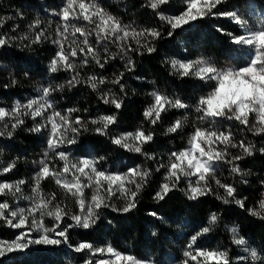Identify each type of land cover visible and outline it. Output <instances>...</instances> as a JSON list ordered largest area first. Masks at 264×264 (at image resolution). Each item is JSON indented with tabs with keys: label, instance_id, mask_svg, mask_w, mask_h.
Segmentation results:
<instances>
[{
	"label": "trees",
	"instance_id": "16d2710c",
	"mask_svg": "<svg viewBox=\"0 0 264 264\" xmlns=\"http://www.w3.org/2000/svg\"><path fill=\"white\" fill-rule=\"evenodd\" d=\"M94 1L120 22L140 30L155 29L159 36L148 35L141 43L121 53L112 47L113 51L103 57L107 59H102L103 68L93 58H86L88 62L79 64L74 75L80 83L73 86L69 84L73 78L71 73L64 70L52 73L49 70L58 50L53 41L57 40V33L62 29L60 14L66 0H0V35L9 38L6 45L0 46V107L12 109L17 101L20 104L28 102L41 94L45 87L63 85L51 92L47 97L49 102L64 109L72 108L85 120L97 113L114 116L115 122L110 128L115 132L140 129L146 135L151 134L153 139L143 147L146 156L166 157L174 149H182L196 128L204 123L200 119L203 112L198 113L196 108L200 98L207 96L215 84L191 75L181 76L170 62L203 54L223 63H240L233 37L241 34V28L226 17L216 16L201 17L173 30L156 9L146 4V0ZM255 9L264 16V0H227L221 11L234 10L248 24ZM37 21L39 24L33 27ZM73 21L80 28L88 26L82 19ZM40 30L44 35L39 42L33 43ZM91 39L95 40L93 35ZM147 47L154 51L148 52ZM97 52L100 53V49ZM129 60L132 62L130 70ZM90 77H96L93 81L97 84L95 89L91 87ZM101 78L104 83H99ZM118 78L120 82L113 83ZM153 93L172 102L179 100L186 107L165 104L159 119L153 124L151 119L155 117L144 115L154 103ZM104 99L109 102L105 103ZM113 99L121 104L119 109L111 103ZM178 120L181 126L175 132H169L168 129ZM34 127L35 124L25 118L14 130L11 128V137L7 133L0 136V169L15 165L4 175L5 179L30 176L32 164L43 155L48 134L42 130L33 131ZM224 130L235 134L239 140L252 137L239 125L225 123ZM108 138L87 139L107 153L113 146ZM255 140L259 142L261 138ZM146 163L148 175L136 193L135 207L127 213L107 211L88 229H71L69 243H109L120 251L139 256L149 254L157 264H184L185 261L187 264H214L203 261L201 257L194 261L191 256L198 250L210 251L218 244L228 252L234 251L238 245L234 243L232 232L235 228V238L246 241L242 246L255 249L259 260H264V216L252 212L264 195V143L242 161L243 168L248 169L245 170L248 183L237 186L243 206L232 198L225 203L224 198L212 192L191 199L182 188H171L163 199H157L164 170H156L155 160H147ZM40 186L47 196L65 200L53 181L43 178ZM1 198L0 195V203ZM212 214L217 217L215 223H210ZM204 227H209L210 231L202 233ZM12 232L0 219V237L9 239ZM193 236H197L194 242ZM185 252L191 255L185 256ZM243 253L247 260L235 264H252L248 260L250 252L243 249ZM82 261L83 258L77 257L63 244L27 247L0 256V264H82Z\"/></svg>",
	"mask_w": 264,
	"mask_h": 264
},
{
	"label": "snow or ice",
	"instance_id": "6c2138e0",
	"mask_svg": "<svg viewBox=\"0 0 264 264\" xmlns=\"http://www.w3.org/2000/svg\"><path fill=\"white\" fill-rule=\"evenodd\" d=\"M224 0H187L186 10L182 11L180 14H177L172 17L161 16L162 19H166L170 28L175 30L187 25L190 21H195L198 18L204 17L212 12V9L217 5H220ZM167 3V0H151L150 7L152 9H157L160 5ZM78 4L80 9V14L76 15L73 11V6ZM94 9V11H89ZM61 19L64 22L63 28L64 31L60 32L62 39L53 41L59 45V51L56 53V56L52 59L49 65V70L52 73L58 71V68H68L71 69L73 65L69 63V55L65 54V48L63 40L67 37L65 33L68 31V24L70 18L73 19H83L89 24H94L95 27L92 32H85L83 28L76 27L73 29L72 35L75 36L76 33H79L83 37V45L87 46V51L85 47H79V52L83 53L85 57L91 55L97 64L101 68L104 67V64L101 63L98 53L93 49L89 44L88 37L93 33L97 37V43L100 41H111L117 42L122 41L123 43L119 44V47L124 50L127 45V39L132 37L137 44L140 43L139 37L144 36L145 34L152 37L159 36V32L155 29H142L137 32L135 29L131 31L127 30L128 26H121L119 21L115 17L106 13L102 8H100L95 3L89 4L85 3V0H66V6L62 9ZM216 15L227 17L235 23L241 24L247 31V35H240L233 37V42L235 44H243L248 46L252 50V55L247 63V66L240 67L238 69H233L231 67L218 70L213 66H210L209 62L204 59H197L195 61H177L172 60L170 63L176 71L180 73L181 76H188L189 74L195 75L201 79L214 80L216 81V87L207 94V96H202L199 100V105L196 108V111L203 112V115L200 119H208L211 121L216 120L217 118L223 119H235L243 125H248L249 115L255 114L257 128L256 131H264V22L261 23L260 27L253 30L248 28L247 23L241 20L240 16L235 11L228 12H219ZM95 18V19H94ZM39 24V21L36 22L33 27ZM172 33L170 32L169 35ZM44 35L43 30L37 32L33 43L39 42L41 36ZM114 38V39H113ZM9 42V38L3 35H0V46H4ZM73 44L76 41L72 42ZM105 53L108 52V48L104 47ZM148 52L154 51L153 48L147 47ZM70 56H77V48L72 47L70 50ZM87 60H85V63ZM132 62L128 61V68L131 69ZM199 66V67H197ZM195 69V70H194ZM123 74H121L122 76ZM91 87L95 89L97 84L93 81L96 80V77L89 78ZM14 82V81H13ZM119 78L113 83H119ZM80 83L79 80L73 76L72 80L69 81L70 85H75ZM99 83H104V79L101 78ZM63 85H57L53 88L51 85L42 89V97L35 100H29L27 104L21 105L19 101L16 102L15 106L9 112L5 108L0 107V121L4 120L5 117H15L16 122L12 124V129L14 130L19 124L23 123V120L20 119L21 109H26V112L23 114H30L33 118L41 116L43 111L46 108H51V103L47 101L51 92L56 91L58 88H62ZM122 87V85H121ZM154 104L148 108L144 115L145 117H153L151 123L155 124L160 117L161 111L164 110L165 104H170L172 107L176 108H185L186 105L181 101L176 100L175 102L169 101L166 97L159 94L153 93ZM41 100L44 102L41 103ZM105 103L109 101L104 99ZM117 109L121 107V104L115 99L111 101ZM36 105L35 108L33 106ZM71 111V110H70ZM55 117H60L62 125L56 123ZM100 122L103 124L102 128H97L98 133L103 134L108 126L115 122L114 116H101ZM51 121V136L48 140V146L50 148H56L59 146V143L63 142V137L59 136L58 133L61 126L65 127L67 130V121L65 117H61L59 113H53L49 117ZM97 121H93L96 123ZM77 125L80 124L79 119L75 122ZM181 126V121H176L175 124L168 129L169 132H175L177 128ZM42 126H37L33 131L40 132ZM4 128H8V124L4 125ZM73 133L77 132L78 129L73 127L71 128ZM5 135L4 131H0V136ZM7 135L11 137L12 131H8ZM153 139L151 134H145L143 130H138L135 133H127L122 135L119 138H115L113 143L120 145L125 149L140 153L142 151L141 145L151 141ZM131 141V143L129 142ZM74 140L68 141V143H73ZM136 142H139L137 144ZM223 143L225 145L231 143V133L217 132L216 130L202 129L197 128L190 140V148L180 152L171 153L169 159L171 161L168 175L166 180L175 179L178 181L180 176H197L196 184L199 185L201 181H205L206 174L213 173L215 171L214 164L225 159V153L218 152L214 150L215 144ZM236 147V145H232ZM240 147L243 148L245 155H251V147H245L244 142L241 141ZM60 160L64 161L62 172L51 171L44 161L40 163L43 167L39 170L35 177V187H33V195L28 197L32 201V204L29 208H18L16 210H10L8 218L5 216V210H9L10 206L7 202L0 203V218H3L7 224L16 229L27 228V232H21L11 243L7 241H0V256L6 254V252H11L13 250L23 249L28 246V244H59L61 240L53 239L48 235L49 231L55 232L56 235L67 239V229L73 225L69 224L63 230L57 231L60 227V222L63 219L62 209L57 205L54 209L49 210L48 206L51 201H46L39 188L40 180L47 176L56 177V183L61 185L67 192H71L74 197H77L79 207L81 210V215H72L71 220L75 222L76 225L82 227L83 229L90 228L93 224L96 223V220L99 219L96 209L101 208L105 205V198L100 196L99 193L103 189L104 184H107L106 192L110 197L113 195V186L123 194L127 192V189L124 188L126 181L133 182L135 177L139 176L143 180L148 172L140 171L136 168L128 169L126 173H106L104 171H98L95 167L97 161L95 158L88 159L83 158L76 163H72L66 153L59 152L57 153ZM174 158V159H173ZM233 160H238L240 157H233ZM231 163V161H229ZM13 164H9L7 167L0 169V171L7 173L11 171L14 167ZM233 172H238V167H233ZM72 173V180L68 179L61 180V176L67 173ZM87 177L88 183L82 184L80 177ZM131 178V179H130ZM23 181H18L15 184L3 182L0 183V194H4L6 191L11 195L15 196L17 193L21 192L20 185L23 184ZM219 184V181H217ZM94 187V194L91 198V201L88 203L87 208H85V199L83 197L84 188ZM225 188L227 196L231 197L235 192V189L228 185H222ZM137 190L140 188V185H136ZM171 190L169 183L165 182L161 185L160 191L157 192V199H163L165 195ZM208 189L197 187H190L189 194L191 199H195L198 196L207 194ZM136 193L131 194V198L128 203L123 207L122 211L127 213L132 208L135 207L134 198ZM225 203H228V200H224ZM237 204L243 206L242 201H236ZM260 209L264 211V200L260 202ZM261 211H254V215H261ZM39 213L41 218L44 215L53 216L57 221L56 227L49 230L43 227L42 222H38L35 219V215ZM152 215H156L153 213ZM32 216L31 225L29 226L28 217ZM16 221L13 223V221ZM217 217L215 214H212L210 217V223H215ZM35 228L41 231V235L38 239L32 240L28 239L27 243L22 242L27 236L31 234L32 229ZM210 231L209 227H204L202 233H208ZM234 234V243L238 245H245L246 241L243 238L236 239L235 235L237 230L232 229ZM192 241L194 242L197 239V236H193ZM4 244H7L8 247L5 249ZM75 250L77 252L84 250H93L97 253H102L107 251L109 254H113L115 261L128 260L132 261L133 264H143L141 261H135L133 257L128 256L124 257L120 253H116L112 247L104 248H93V245L88 242H81L76 246ZM245 251L250 252V258L255 261L259 259V256L255 249H247ZM191 253L185 252V256H190ZM197 257H203L205 261H222V264H229L227 259V254L224 252L216 251H205L198 250L196 255L191 256L192 260H197ZM247 259L242 257L241 260ZM97 264H112V261L109 260H99ZM187 264V261L184 262Z\"/></svg>",
	"mask_w": 264,
	"mask_h": 264
},
{
	"label": "rangeland",
	"instance_id": "374dc122",
	"mask_svg": "<svg viewBox=\"0 0 264 264\" xmlns=\"http://www.w3.org/2000/svg\"><path fill=\"white\" fill-rule=\"evenodd\" d=\"M226 1L227 0H224V2H226ZM150 2H151V0H146V4L149 7H150ZM85 3H89V4L95 3L100 8H102L101 5H99V3L94 1V0H85ZM223 3L220 5H217L215 8L212 9L211 13H209L208 15H206L204 17L219 16V15H216V13L222 12L221 10L223 8ZM186 4H187V0H167V3H165L164 5H160L156 10L159 12V14L161 16L172 17V16L180 14L182 11L186 10ZM102 9L106 13L110 14L104 8H102ZM73 11L76 13V15L80 14V9H79L78 4L73 6ZM89 11L90 12L94 11V9H90ZM232 11H234V10H232ZM111 16H113V15H111ZM249 18H250V23H248L247 26H248V28H251L253 30L259 28L261 23L264 22V16L261 15V13L259 11H256V9L252 11V14L250 15ZM164 20H165V22H167L166 19H164ZM85 22L88 25V26L86 25L87 28L84 29L85 32H92L95 25L89 24L87 21H85ZM190 22H193V21H190ZM119 23L121 26H128L127 30H129V31H131L132 29H135L137 32L140 31V29L136 28L133 25L122 23L120 21H119ZM233 23H235V22H233ZM67 24H68V31H67V33H65V36L67 38L63 40V43H64V48H65V54L69 55V61L68 62L71 63L73 65V67L71 69L58 68V70H64L66 72H69V73H71L70 75L73 77L75 75V71H76L77 67L79 66V64L85 63V60H88L86 58H92V56L89 55V56L85 57V55L83 53L79 52V47H85V51H87V46L83 45V43H82L83 37L79 33H76L75 36L72 35L73 29L76 27H79L77 25V23L73 21V18H70L69 21L67 22ZM235 24H237L241 28V34L240 35H247V31L245 30V28L241 24H238V23H235ZM62 31H64L63 25H62V29L60 32H62ZM60 32L57 33V40L62 39V37L60 36ZM92 35L94 36L95 40L91 39ZM92 35H90L88 37L89 44L93 47V49L96 52L98 51V49H100V53L99 52H97V53L99 55V59H100L101 63H103L102 59L103 60L107 59V58H103L104 55L109 54V53H111V51H113L112 47H114L115 50H117L118 52L121 53V52L127 51L129 48L135 47L134 45H137L136 41L132 37H129L127 39V45H126L125 49L122 50L119 47V44L123 43L122 41H117V42L100 41L99 43H97V37L95 36L94 33ZM147 36L148 35L145 34L144 36L139 37L140 43ZM73 41H76V43L73 44L72 43ZM97 46H98V48H97ZM100 46H102V47L100 48ZM105 46L108 48L107 53H105V51H104ZM57 47H58V50H57V52H58L59 51V45L58 44H57ZM72 47L77 48V56L76 57L70 56V50ZM234 50H235V54H237V58H239L238 60L240 63H234V62L223 63L220 61H216L215 59L209 58L203 54H194L191 57H189V59L181 60V61H184V62L195 61L197 59L202 58V59L208 61L210 66H213L218 70H224V69H227L229 67H231L233 69H238L240 67L247 66V63H248V61L252 55V50L248 46L243 45V44H240V45L235 44ZM197 67H199V66H197ZM189 75L193 76L194 78H197L198 80H203L205 82L212 81L216 87V81H214V80H206V79H201V78H199L195 75H192V74H189ZM42 95H43V93H41V94L39 93L38 95H36L31 100L39 99L42 97ZM44 99H46L48 101L47 97ZM43 102L44 101L41 100V103H43ZM25 104H27V102L22 103L21 105H25ZM35 107H36V105L33 106V108H35ZM12 109H8V111L11 112ZM20 111H21V115L19 118L22 119L23 121H25V118L30 119L31 122L33 124H35V127L42 126L41 130L48 134V139H47V146H46V149H45L43 155L39 159L34 161V163L32 164L33 170L29 171L30 176H26L24 178H16V179L7 180L4 178V175L6 173L0 171V183L7 182V183L15 184L18 181L24 182L23 184L20 185L21 192L17 193L15 196L11 195L7 191L4 194H0L2 196V198H1L2 202L1 203L7 202L10 206L9 210H5V216L8 218H11L9 216L10 210H16L18 208L27 209L31 206L32 201L30 199H28V197H31L33 195L32 189H33V187H35V177H36L37 173L39 172V170L43 167V165L40 163L41 161H44V163H46L48 165V167L51 171L62 172L64 161L60 160L59 156L57 155V153H59V152L66 153L68 156V159L72 163H76L83 158H88V159L95 158L97 161L95 167L97 168L98 171H104L106 173H118V174L126 173L128 171V169H131V168H136L140 171L149 170L147 168L146 162H147V160L152 159V160H155L156 170H164L159 189L161 188V185L163 183L167 182V183H169L170 188H182L189 194L190 187L199 186L201 188L208 189L209 191H207V192H212V193L218 194L220 197H222L224 199L232 198L235 200V202L238 200L242 201V199L240 198V190L237 188V186H243V185H246L248 183V180H247L248 172L245 171L248 169L243 168L242 161L251 155H245L244 154L243 148L240 147L241 141L244 142L245 147H251V154L255 151V149H258L264 143V131H261V132L256 131L257 123H256V117H255L254 113L249 115L248 125H243L239 121H236L235 119L229 120V119L217 118L214 121H211L208 119H203L204 123H202V125H200V127H198V128L216 130L217 132H224L227 134L229 132H225L224 124L230 123V124L239 125L242 128L244 127V129L248 130L249 133H251L252 137L239 140V138H237V136L235 134L231 133V143L230 144L225 145L223 143L217 142L214 146V150L218 151V152L225 153V159L223 161L216 162L214 164L215 171L213 173L206 174L205 181H201L200 184L197 185L196 180L198 177L195 175L191 176V177L181 175L180 179L178 181H176L175 179L166 180V177L168 175V169H169V166L171 163V161L169 159L171 153H173V152L178 153L180 151H184V150L189 149L190 148V140H191L194 133L190 136L187 145L185 147H183L182 149H174L166 157L151 158V157L145 155L146 153L144 152V149H143L145 143L141 145L142 151L140 153L130 151L128 149L123 148L120 145H116L113 143V140L115 138H119L122 135L130 133V132L135 133L136 131H138L140 129H137L136 131H130V132H115V130L110 128V125H111L110 124L108 126V128L104 131L103 134L98 133L96 131V129L98 127L99 128L103 127V124L100 122L99 118L101 116H111V115H106L103 113H97L96 115L91 116L87 120H85L82 117L77 116L76 111H74V109H72V108L64 109L60 106H55L53 103H51V108H46L43 111V114L41 116H37L35 118H33L30 114H27V115L23 114L24 112H26V109L22 108ZM53 113H59L60 116L65 117L66 121H67V130H65L64 126H61V128L59 129L58 138H59V136H62L63 142L59 143V146L56 148H50L48 146V140L51 136V121L49 120V117H51L53 115ZM153 117H154V115H153ZM77 119H79V121H80L79 125H77L75 123ZM55 120H56V123L58 125H62L60 117H55ZM93 121H97V122L93 123ZM15 122H16L15 117H11V116L5 117L4 120L0 121V131H4L6 134L8 131L11 130L12 124ZM6 123L8 124L7 129L4 128V125ZM73 127L77 128L78 131L73 133L71 131V128H73ZM108 136H109L108 140H110L112 142L113 146H112L111 150L107 153H103V151L101 149H99L98 146L92 144L90 141H88L89 139H87L88 137H101L103 139L104 137H108ZM256 138L257 139L261 138V140L259 142H256V140H255ZM70 140H74V142L68 143V141H70ZM129 142L131 143V141H129ZM136 143L139 144V142H136ZM233 144L236 145V147H232ZM233 157H240V159L233 160L232 159ZM229 161H231V163ZM233 167H238L239 171L233 172L232 171ZM44 178H47V180H50L51 182L53 181L55 184H57L56 183V177L47 176ZM60 178L62 181L64 179H68L69 181H71L72 180V173L70 172V173L64 174ZM80 179H81L82 184L88 183L87 177L81 176ZM144 180H145V178L143 180H141V178L139 176H137V177H135L133 182L126 181L124 184V188L127 189V192L123 193V194L116 188V186H113V195H111L110 197L108 196V193L106 192L107 184L105 183L103 186V189L99 193L100 196L105 198V205L102 206L101 208L95 210L99 219H100V217L101 218L104 217L108 213L107 211L123 212L122 209L128 203L129 199L131 198V194L133 192L137 193V191L140 190L141 184H142V182H144ZM217 181H219V184H217ZM137 184L140 185V188L138 190L136 188ZM222 185H228V186H231L232 188L235 189V192L233 193V195L231 197L227 196L226 190L224 187H222ZM58 186L61 190L60 191L61 195H63L65 200L58 199L57 197L47 196V194L44 193V189L39 184L40 192H41L43 198L46 201H51V203L48 206L49 210L54 209L55 206L58 205L62 209L63 213H66V215H63V219L60 222V227L57 229V231L63 230L69 224L73 225L72 227L67 229V233H66L67 239L59 237L58 235L55 234V232L49 231L48 235L53 239L61 240V243H59V244L31 243V244H28L27 247H47L50 245H62L63 244L65 247H67L68 249H70L74 253H76L77 257L83 258L84 261H82V264H97V262L99 260H102V259L112 261V264H133L132 261H128L126 259L122 260V261H115L114 255L107 253V251H104L102 253H97L93 250H84V251H80V252H77L75 250L76 246H78L79 243L85 242V241H79V243L77 245H72L71 243H69V239H68L69 235L68 234H69L71 229H74V228L83 229L82 227L76 225L75 222L71 220L72 215H81V210L79 207L77 197H74L71 192H67L61 185H58ZM93 194H94V187L84 188L83 197L85 199V208H87V205L91 201ZM134 200H135V198H134ZM262 200H264V195H263ZM260 202H258L254 206V208L252 209V212L261 211ZM261 215L264 216V211H261ZM0 219L2 220L3 224H5V226H7L8 228L13 230V232H12L13 236L11 238L7 239V238L0 237V241H7V242L11 243L18 236H20L21 232H27V228L16 229V228H13L12 226H10L9 224H7L3 218H0ZM32 219H33L32 216L28 217L29 226L31 225ZM35 219L38 222H42L43 227L45 229H49V230L55 228L56 224H57V221L55 220V218L53 216L44 215L43 218H41L40 214L37 213L35 215ZM15 222L16 221L14 220L13 223H15ZM96 222H97V220H96ZM40 235H41V231L33 228L31 231V234L29 236H27L22 242L27 243L28 239H32V240L38 239ZM88 243H91L93 245L94 249L95 248L107 249V247L110 246L114 249V251L116 253H120L124 257L131 256L134 258L135 261H141V262H143V264H157L154 261L153 257L150 256L149 254H143V255L139 256V255H135L132 253L120 251L109 243H104V244H100V245L95 243V242H88ZM3 247L5 249H7L8 245L4 244ZM27 247H25V248H27ZM25 248L13 250V251L24 250ZM224 249H225L224 247H222L220 244H218V245H216V247L214 249H212L210 251L226 253L229 264H235V262H237V261L245 262L247 260V259L241 260L242 257H246V255H244V253H243V249H245V247H243L242 245H237L235 247L234 251H232V252H228L229 250H224ZM7 253H9V252H6V254ZM230 255H232V256L234 255V257H232ZM201 258L203 261H205L203 257H201ZM248 260H249V262L252 261L253 262L252 264H257V263L264 264V260H262V259L261 260L258 259V260L253 261L250 258V255L248 256ZM206 262L207 263H214V264H222V261H206Z\"/></svg>",
	"mask_w": 264,
	"mask_h": 264
}]
</instances>
